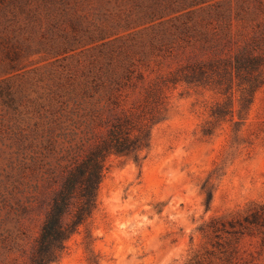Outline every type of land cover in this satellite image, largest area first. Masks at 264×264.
Masks as SVG:
<instances>
[{"label": "rangeland", "instance_id": "1", "mask_svg": "<svg viewBox=\"0 0 264 264\" xmlns=\"http://www.w3.org/2000/svg\"><path fill=\"white\" fill-rule=\"evenodd\" d=\"M156 1L0 0V264L28 260L71 119L136 112L149 86L189 62L229 58L264 26V0ZM198 32L226 50L203 49L189 39ZM222 90H165L147 158H111L98 209L58 264H264V86L243 119L237 80ZM229 97L234 112L216 122Z\"/></svg>", "mask_w": 264, "mask_h": 264}, {"label": "trees", "instance_id": "2", "mask_svg": "<svg viewBox=\"0 0 264 264\" xmlns=\"http://www.w3.org/2000/svg\"><path fill=\"white\" fill-rule=\"evenodd\" d=\"M197 0H191V5ZM175 2H168L171 7ZM163 6L160 0L155 2ZM264 17V2H259ZM264 22V21H263ZM254 35L232 56L208 62L195 61L180 66L169 77L146 89L145 103L136 112H82L78 120H72V130L60 134L67 144L58 159L61 168V183L55 190L46 213L41 231L35 240L25 264H58L64 256L68 242L86 227L98 209V190L111 158H122L142 164L152 146V132L162 122L166 112H161L165 90L179 84L189 86H217L224 94L231 92L234 80L240 88V119L249 112L257 91L264 86V26L256 27ZM184 33H189L186 28ZM200 37L191 36L212 53L226 50V43L198 32ZM199 38V39H195ZM134 71H127L126 79L131 80ZM139 74V80H143ZM115 87L119 81L113 82ZM233 101L218 103L211 117L216 122L232 114ZM78 112H73L74 116ZM206 136L213 135V129L204 130ZM205 206L208 210L213 199V189L206 183L202 187ZM257 218L253 222L256 223Z\"/></svg>", "mask_w": 264, "mask_h": 264}]
</instances>
